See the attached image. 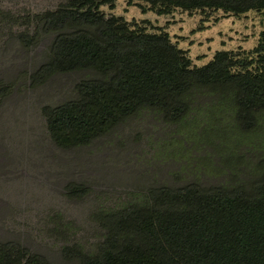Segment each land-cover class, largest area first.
<instances>
[{"label":"rangeland","instance_id":"1","mask_svg":"<svg viewBox=\"0 0 264 264\" xmlns=\"http://www.w3.org/2000/svg\"><path fill=\"white\" fill-rule=\"evenodd\" d=\"M67 1L0 0V242L18 243L52 264H79L66 249L96 253L106 234L98 217L149 189L250 182L264 161V116L256 132L243 133L229 102L209 96L199 97L179 124L144 111L87 146L57 147L42 109L76 99L77 85L99 76L75 71L32 86L54 36L27 41L37 32L34 17ZM113 4L100 11L167 32L198 68L216 52L252 51L264 30V10L158 15L145 3Z\"/></svg>","mask_w":264,"mask_h":264},{"label":"trees","instance_id":"2","mask_svg":"<svg viewBox=\"0 0 264 264\" xmlns=\"http://www.w3.org/2000/svg\"><path fill=\"white\" fill-rule=\"evenodd\" d=\"M114 0H68L37 14L38 35H53L49 59L31 76L40 86L57 74L90 70L77 98L42 109L53 143L87 146L129 118L148 111L165 123L190 116L202 96L229 102L239 130L256 132L264 116V30L248 53L216 52L193 67L167 32L151 33L122 17H106ZM158 15L175 9L221 10L233 15L264 10V0H128ZM77 191V189H75ZM98 217L105 239L94 254L80 249L79 264H264V161L250 182L149 189ZM0 264H52L15 242H0Z\"/></svg>","mask_w":264,"mask_h":264}]
</instances>
